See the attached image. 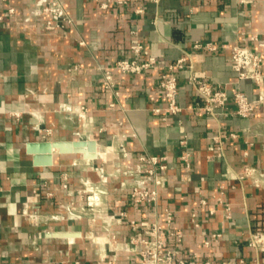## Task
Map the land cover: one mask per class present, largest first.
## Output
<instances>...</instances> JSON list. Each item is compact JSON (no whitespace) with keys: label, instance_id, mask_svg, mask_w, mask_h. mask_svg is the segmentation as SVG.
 <instances>
[{"label":"crops","instance_id":"obj_1","mask_svg":"<svg viewBox=\"0 0 264 264\" xmlns=\"http://www.w3.org/2000/svg\"><path fill=\"white\" fill-rule=\"evenodd\" d=\"M42 1L0 0V264H100L102 253L108 264L115 257L108 245L113 233L120 246L113 264H135L139 246L130 244L134 231L120 213L163 219L165 207L174 211V226L184 232L185 253L264 264V252L248 244L250 231L264 221V105L244 118L231 100L210 118L189 79L193 71L224 85L229 94L242 90L257 99L255 83L238 79L230 48L245 33V43L264 56L250 39L257 34L264 40V0H132L108 9L93 0H62L75 22L55 30L44 27L48 16ZM139 8L144 12L138 14ZM81 40L87 44L80 45ZM135 41L162 64L186 57L192 65L178 71L181 113L172 115L166 108L163 66L141 74L113 68ZM206 41L218 49L194 47ZM75 65L76 70H67ZM99 65L113 69L118 94L104 87ZM81 106L87 109L83 117L77 114ZM158 107L161 112L154 110ZM230 132L238 137L226 140L224 155L216 156L214 137ZM88 139L97 141L95 159L53 149L51 165H36L25 146ZM186 152L192 154L191 169L181 159ZM139 154L168 157L158 206L134 204L132 185L118 171H134ZM245 164L260 169L258 185L238 179ZM86 183L96 188L100 206L89 207ZM221 186L232 207L229 220L212 198ZM201 197L209 199L206 207ZM211 207L217 213L205 215L204 230H193L190 210ZM214 230L223 237L207 248L204 241ZM61 231L77 235L55 234Z\"/></svg>","mask_w":264,"mask_h":264},{"label":"built area","instance_id":"obj_2","mask_svg":"<svg viewBox=\"0 0 264 264\" xmlns=\"http://www.w3.org/2000/svg\"><path fill=\"white\" fill-rule=\"evenodd\" d=\"M99 3L100 8L108 9L111 4L125 5L132 0H93ZM151 2H159L160 0H148ZM248 3L251 0H241ZM42 11L48 18L44 23L47 30L65 29L74 24V19L69 15L62 0H43ZM13 12V9H10ZM136 12L143 13L144 9L139 8ZM1 17V16H0ZM250 39L256 41L259 47L264 50V40H261L257 34H251ZM248 37L245 33L240 37V41L233 44L231 50L232 67L237 74L239 80H252L258 88L257 99L252 101L248 95L242 90H236L233 94H229L228 89L224 85H213L201 78H199L193 71L189 79L194 85L198 94L203 100V109L208 117L215 118L218 115V110H225L227 104L233 100L236 104V114L240 117L248 118L255 114L258 105H264V56L260 51L254 50L250 45L245 43ZM80 45L85 46L87 43L84 40L79 42ZM194 47L197 49H204L208 51H215L218 49L212 42H196ZM158 66H163L161 72V88L164 97L167 100V110L172 115H177L183 111L182 105L178 101L179 82L178 71L185 67L192 69L191 64H187V58L182 57L178 60L162 64L157 56L153 55L150 49L141 41H135L131 44L129 54L127 57L118 59L113 66L122 74H141L154 69ZM75 65L69 67L67 70H76ZM99 70L103 74V85L107 89L115 91V75L111 67L99 65ZM118 94V91H115ZM114 104H111L113 106ZM66 111H72L71 108L66 107ZM86 107L81 106L77 110L79 117L86 114ZM156 112H161V108H155ZM18 116V115H17ZM46 134L52 133L51 129H46ZM238 133L230 132L226 136L216 135L214 137V144L216 148V156L224 155V143L228 139H236ZM186 143V139L181 141ZM244 155H248L245 151ZM192 154L186 152L181 156L187 169H191ZM136 169L134 171L120 170V173L129 179L132 185L131 200L134 204H151L158 206L160 191L166 187L167 176L165 174L168 168V157L164 155L153 154H139ZM258 174L261 176L260 169L250 164H245L243 169L238 173L240 181L251 178V180L258 185ZM87 184V183H86ZM87 189L91 190L88 195L89 207H97L101 205L100 197L95 191L96 188L87 184ZM226 186H221L219 193L213 195V199L218 201L220 208L226 219H231L233 216L232 207L229 202L224 199ZM209 204V199L206 197L200 198L201 207H206ZM64 206V205H63ZM217 213V208L211 207L206 210L203 208L192 209L189 212V222L193 230H204L205 215L213 216ZM127 212L120 213V219L126 218L130 228L134 231V235L130 238V244L139 246L136 247L139 257L135 264H246L244 258L218 260L215 258L201 259L199 253L191 252L185 253L182 250V243L184 241V232L180 228L174 226V211L170 207L164 208V218L161 219L155 216L154 219L137 220L135 218H127ZM95 219V218H93ZM223 237V232L220 230L212 231L204 241L207 248H211L215 242L220 241ZM248 244L254 247L259 252H264V229L256 227L249 234ZM109 248L114 252L115 257L108 260V264H113L116 260L117 252L120 249L118 246L117 234L113 233L111 240L108 242ZM129 243H124V247L129 249ZM106 254L102 253L100 256V264H105ZM74 264H80L75 261Z\"/></svg>","mask_w":264,"mask_h":264},{"label":"water","instance_id":"obj_3","mask_svg":"<svg viewBox=\"0 0 264 264\" xmlns=\"http://www.w3.org/2000/svg\"><path fill=\"white\" fill-rule=\"evenodd\" d=\"M28 153L33 154V160L36 165H51L53 149L61 153H83L88 159H95L98 156V146L95 139L77 140V141H43L25 143ZM59 236H76L75 232H56Z\"/></svg>","mask_w":264,"mask_h":264},{"label":"trees","instance_id":"obj_4","mask_svg":"<svg viewBox=\"0 0 264 264\" xmlns=\"http://www.w3.org/2000/svg\"><path fill=\"white\" fill-rule=\"evenodd\" d=\"M258 227L264 229V221H263L262 225H259Z\"/></svg>","mask_w":264,"mask_h":264}]
</instances>
